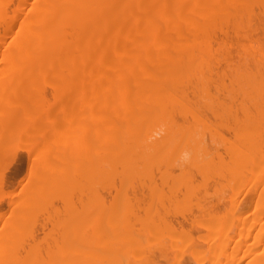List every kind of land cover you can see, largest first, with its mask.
<instances>
[{"label": "bare ground", "instance_id": "6f19581e", "mask_svg": "<svg viewBox=\"0 0 264 264\" xmlns=\"http://www.w3.org/2000/svg\"><path fill=\"white\" fill-rule=\"evenodd\" d=\"M26 13H0V162L30 155L0 264H264V0Z\"/></svg>", "mask_w": 264, "mask_h": 264}, {"label": "rangeland", "instance_id": "374dc122", "mask_svg": "<svg viewBox=\"0 0 264 264\" xmlns=\"http://www.w3.org/2000/svg\"><path fill=\"white\" fill-rule=\"evenodd\" d=\"M32 2H34V0H0V13H2L4 9H6L7 16H8V18H10L11 16H13V17L21 16V14L25 10H27L26 15H29L28 12L31 11ZM3 33H4V24H3V22H0V73H2L6 67L5 54H4L5 42H3V40H2ZM43 88L47 94L51 91V89H50L51 87L48 88L47 85H44ZM29 97H30L29 101H31L32 98L37 97V96L30 95ZM10 150L11 151L8 153V155L5 157V159L0 162V169H1L0 173H2L1 174L2 176H0V179H1L0 181L2 182V184L4 183L2 188L6 192H9V191H12L15 189L17 191V189H20L22 187V185L25 184L26 179H27L29 163H30V161H29L30 155H29V152L27 151L26 146L23 144V141H18L14 146H12V148ZM4 179H6V180H4ZM4 181H6V182H4ZM52 196L54 197L53 194L51 195V197ZM55 198H56L55 201H57L60 204L61 200L60 199H59L60 201L57 200L58 198L56 196H55ZM5 199L6 198H4L3 201ZM3 201L1 199V202L3 204L0 206H2L1 208H6L7 202L4 201L5 202L4 203ZM52 201H54V199ZM55 203L56 202H54L53 204H55ZM58 203H56V205H54V206H58L59 205ZM60 205L62 207V204H60ZM51 206H53V205L51 204ZM37 226L40 228L38 229ZM35 228H37V229H35ZM56 228L59 229L58 226H56ZM42 229H43L42 225L40 223L39 224L37 223L36 227H34V231L36 230L35 235L38 234L39 236H42V234H43ZM53 229H55V228H53V225L51 223V230H53ZM61 238L62 237H60V239ZM164 263H166L165 260H164Z\"/></svg>", "mask_w": 264, "mask_h": 264}]
</instances>
